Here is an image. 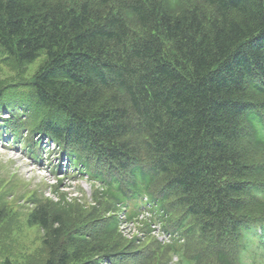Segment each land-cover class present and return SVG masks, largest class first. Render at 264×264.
I'll use <instances>...</instances> for the list:
<instances>
[{
	"label": "trees",
	"instance_id": "1",
	"mask_svg": "<svg viewBox=\"0 0 264 264\" xmlns=\"http://www.w3.org/2000/svg\"><path fill=\"white\" fill-rule=\"evenodd\" d=\"M1 55L44 60L0 88L5 134L35 157L54 141L68 172L94 182L90 206L35 199L31 221L53 239L43 264L264 253V0H0ZM144 197L184 244H121L119 212L131 219Z\"/></svg>",
	"mask_w": 264,
	"mask_h": 264
},
{
	"label": "rangeland",
	"instance_id": "2",
	"mask_svg": "<svg viewBox=\"0 0 264 264\" xmlns=\"http://www.w3.org/2000/svg\"><path fill=\"white\" fill-rule=\"evenodd\" d=\"M43 61V58H39L32 64L20 66L1 55L0 88L4 84L7 85L9 80L31 82ZM7 90L8 88L5 89ZM6 112L7 110L3 109L1 115L5 117ZM3 132L4 129L0 126V212L2 213L0 264H4L7 259L16 264H43L49 255L46 238L50 239L47 233L51 231L31 221L32 212L37 207L35 199L49 197L57 200L60 194L64 193L69 200L79 198L88 202L87 206H90L97 202L95 197L93 198L94 182L80 172L71 176L68 172V165L63 161L60 165L63 169L58 171L60 176H57L54 168L55 164L60 161L57 160V154L60 156V149L52 140L43 138L40 145L42 160L39 162L38 157L34 158L26 148L21 146L24 140L20 139L15 142ZM80 174L82 177L78 176ZM59 177L63 178L62 182ZM55 184L59 185L53 192L52 185ZM140 224L124 222L118 232L125 239L121 244L137 239L146 245L151 238L156 239L153 233L148 232L142 226L143 222ZM72 226L69 224L66 227L63 239L67 238ZM50 241L53 243L52 236ZM112 243L113 241L104 242L101 245L107 248ZM261 252L262 249L256 246L249 248L243 252V260L247 264H264V254L261 256ZM89 256L94 258L95 254L82 255V258ZM167 258H169L167 264L174 261L171 253Z\"/></svg>",
	"mask_w": 264,
	"mask_h": 264
},
{
	"label": "bare ground",
	"instance_id": "3",
	"mask_svg": "<svg viewBox=\"0 0 264 264\" xmlns=\"http://www.w3.org/2000/svg\"><path fill=\"white\" fill-rule=\"evenodd\" d=\"M32 170V169H31ZM33 172H35V170H32Z\"/></svg>",
	"mask_w": 264,
	"mask_h": 264
}]
</instances>
